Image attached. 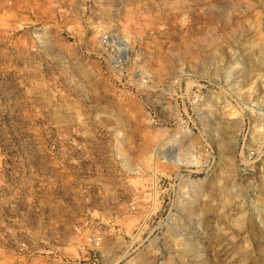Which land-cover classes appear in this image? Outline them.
Segmentation results:
<instances>
[{"label":"rangeland","instance_id":"obj_1","mask_svg":"<svg viewBox=\"0 0 264 264\" xmlns=\"http://www.w3.org/2000/svg\"><path fill=\"white\" fill-rule=\"evenodd\" d=\"M0 264H264V0H0Z\"/></svg>","mask_w":264,"mask_h":264},{"label":"bare ground","instance_id":"obj_2","mask_svg":"<svg viewBox=\"0 0 264 264\" xmlns=\"http://www.w3.org/2000/svg\"><path fill=\"white\" fill-rule=\"evenodd\" d=\"M190 162H191V160H190Z\"/></svg>","mask_w":264,"mask_h":264}]
</instances>
